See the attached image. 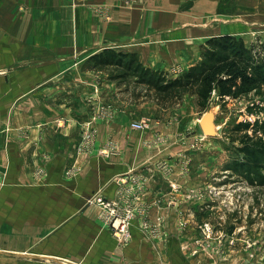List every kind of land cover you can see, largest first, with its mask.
Listing matches in <instances>:
<instances>
[{"label":"rangeland","instance_id":"obj_1","mask_svg":"<svg viewBox=\"0 0 264 264\" xmlns=\"http://www.w3.org/2000/svg\"><path fill=\"white\" fill-rule=\"evenodd\" d=\"M93 2L20 0L6 4L7 11L0 9V14L5 13L0 15V73L12 68L11 74H17L18 64L29 62L26 86L13 78L6 83L0 76V110L12 112L29 101L28 96L21 97L22 90L35 88L32 78L39 70L30 63L34 57L50 56L56 62L46 69L66 71L57 86L68 87L50 96V103L75 104L80 148L98 147L102 117L112 120L117 113L125 115L111 127L138 132L143 147L159 154L163 175L177 177L176 196L162 202V216L147 212L132 220L140 223L150 241H160L161 247L155 248L157 262L151 264H264V156L260 155L258 171L251 162H244L240 149L245 130L237 128L240 122H251L248 133L253 135L257 128L258 137L263 136L261 98L254 92L246 98L221 99L214 90L205 111L191 94L166 105L147 84H138V77L119 78L111 67L95 66L91 57L96 53L78 44L92 27L91 33L110 40L111 45L104 48L134 52L138 63L173 79L202 61L212 37L232 34L249 45L264 42V0ZM25 15L33 24L14 23ZM51 27L56 30L54 47H29V41L42 40ZM19 40L21 48L16 46ZM70 56L73 60L67 61ZM152 62L156 65L148 64ZM209 110L215 114L214 136L204 135L199 123ZM1 114L0 123L4 122ZM256 119L261 122L253 126ZM133 121L148 122L149 127L134 129ZM115 146L108 144L101 153H110ZM167 157L175 172L164 163ZM243 163L246 168L241 167ZM132 237L131 231L129 239H117L127 243ZM0 261L13 264L9 259Z\"/></svg>","mask_w":264,"mask_h":264},{"label":"crops","instance_id":"obj_2","mask_svg":"<svg viewBox=\"0 0 264 264\" xmlns=\"http://www.w3.org/2000/svg\"><path fill=\"white\" fill-rule=\"evenodd\" d=\"M92 1L112 5L119 0ZM9 2L20 0H0V9L7 11ZM24 17L14 23L33 24L27 15ZM93 30L91 27L80 36L78 44L84 45V51L97 53L111 45L101 33H91ZM47 32L42 40L30 37L29 47H54L56 30L51 27ZM16 44L21 48L20 40ZM32 60L33 68L39 69L32 78L36 85L32 90L24 87L21 94L29 101L12 112L0 110L4 116L0 123V259L12 260L13 264L157 262L155 248L161 247L160 241H150L136 222L130 229L132 239L119 243L99 199L123 194L132 200L135 217L147 212L162 216V202L176 196L175 173L163 175L159 154L143 147L138 132L111 127L123 121L125 115L118 113L112 120L101 118L98 147L88 151L80 148L75 104L50 103V96L68 88L57 86V79L66 71H48L47 64L56 62L50 56ZM28 65L22 61L17 74H11V68L0 76L6 83L14 79L26 86ZM33 96L36 104H32ZM108 144L116 145L115 149L102 154ZM164 163L174 169L170 158Z\"/></svg>","mask_w":264,"mask_h":264},{"label":"trees","instance_id":"obj_3","mask_svg":"<svg viewBox=\"0 0 264 264\" xmlns=\"http://www.w3.org/2000/svg\"><path fill=\"white\" fill-rule=\"evenodd\" d=\"M95 66L111 67L119 78L138 77L137 83L147 84L159 100L166 105H175L185 94L196 96L199 108L205 111L211 92L216 90L221 99L227 97L246 98L255 92L264 102V42L260 45L247 44L237 35L223 34L207 41L202 61L176 78H167L163 72L138 63L134 52L114 51L104 48L91 57ZM169 100V101H168ZM162 103V102H161ZM261 121L257 120L253 126ZM251 122H240L237 128L245 130L241 136L244 146L245 163L251 162L256 171L261 170L260 155L264 156V121L261 128L263 136L258 137V129L253 135L248 133ZM245 163L241 167H245ZM247 170L253 172L252 168Z\"/></svg>","mask_w":264,"mask_h":264},{"label":"built area","instance_id":"obj_4","mask_svg":"<svg viewBox=\"0 0 264 264\" xmlns=\"http://www.w3.org/2000/svg\"><path fill=\"white\" fill-rule=\"evenodd\" d=\"M134 129L145 131L149 127L148 122L133 121ZM106 211L105 216L111 223L112 231L117 238L129 239L131 237L132 220L135 218L133 202L130 197L120 194L115 199H99Z\"/></svg>","mask_w":264,"mask_h":264},{"label":"water","instance_id":"obj_5","mask_svg":"<svg viewBox=\"0 0 264 264\" xmlns=\"http://www.w3.org/2000/svg\"><path fill=\"white\" fill-rule=\"evenodd\" d=\"M201 129L206 136H214L217 133L216 123H215V114L212 111H207L201 119L199 120Z\"/></svg>","mask_w":264,"mask_h":264}]
</instances>
